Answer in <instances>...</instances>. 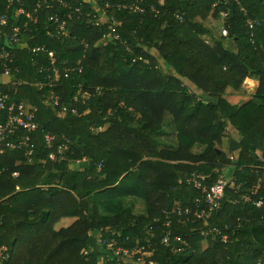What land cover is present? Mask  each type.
Masks as SVG:
<instances>
[{
	"label": "trees",
	"instance_id": "obj_1",
	"mask_svg": "<svg viewBox=\"0 0 264 264\" xmlns=\"http://www.w3.org/2000/svg\"><path fill=\"white\" fill-rule=\"evenodd\" d=\"M19 4L36 21L21 16L23 82L8 91L38 129L19 132L32 161L0 154V264H264V106L228 91L245 77L264 86V0H19L4 32ZM222 14L214 37L209 20ZM44 134L55 159L42 166ZM199 177L226 181L204 218L189 181Z\"/></svg>",
	"mask_w": 264,
	"mask_h": 264
},
{
	"label": "built area",
	"instance_id": "obj_2",
	"mask_svg": "<svg viewBox=\"0 0 264 264\" xmlns=\"http://www.w3.org/2000/svg\"><path fill=\"white\" fill-rule=\"evenodd\" d=\"M86 1V0H83ZM19 2V0H6V5L4 12L0 15V154L4 152H10L13 150H23L26 153L28 161H32V149H31V139L29 135L20 136V130H24L26 133H34L38 129V125L34 121V114L26 113L23 107V103H15L11 100L10 92L8 91L9 88L16 89V86L21 84L23 81L14 75L15 72L19 71L18 67L14 66V61L16 59L15 50L17 45H20V35L22 33H30L29 29V21H36L30 13H27L25 9L22 7V4H19V8L17 9L15 22L17 25H12L10 31L4 32L1 28L8 26V19L9 14L12 8L14 7V3ZM61 4L66 6L64 2L61 1ZM120 8H129L133 9L136 12H143L138 6H128L126 4H120ZM105 14V11L102 12ZM25 15L26 19L29 21L22 22V26H19V22L21 20V16ZM143 16H141L137 22L141 23ZM57 20V19H56ZM113 20V19H112ZM113 24H110L108 27L112 31H114L115 27ZM247 24L250 29L251 37L254 35V26L256 25V21L247 20ZM64 30V23L59 24V32L63 33ZM113 38L119 40V36L114 32ZM125 44V41H122ZM43 47H34V52H41L43 51ZM52 56V53H49ZM43 70V69H41ZM55 79L59 78V75H55ZM60 78H64V76H60ZM100 129V127H98ZM54 140V137L50 134L43 135V143L45 147L42 149L47 151V154L43 156L40 160L37 156V163L41 164L42 166L48 163V159H55L53 154L49 152L51 142ZM63 158V157H62ZM14 175H17L15 173ZM204 179L199 177L197 181L189 179L191 182H195V186L197 189H200L204 194V200L207 205L206 208H202L198 213V218H204L208 216L212 211L218 210L220 208V200L224 195V189L226 186V181L219 180L216 184H213L209 187L202 184ZM244 199L248 200V197L245 194H242ZM197 205L200 204L199 199L196 201ZM260 204V202H258ZM185 212H189V209L186 208ZM170 215L169 212L165 215V220L162 222L163 226L166 228V232L163 234L161 242L167 244L170 242L171 231H170V220L168 216ZM232 224H236V219L233 218L231 220ZM163 228L160 225H157L155 228L152 229L153 236H157L159 233H162ZM173 239L177 242H181L186 244V241L183 240L181 237L174 236ZM108 248H111V244L108 243ZM5 248L2 249V252H6ZM115 253H123L124 255L128 254L127 249L118 247L115 249ZM139 254V255H138ZM137 254L138 259H142L140 256L141 253ZM116 264H121L119 261Z\"/></svg>",
	"mask_w": 264,
	"mask_h": 264
},
{
	"label": "rangeland",
	"instance_id": "obj_3",
	"mask_svg": "<svg viewBox=\"0 0 264 264\" xmlns=\"http://www.w3.org/2000/svg\"><path fill=\"white\" fill-rule=\"evenodd\" d=\"M203 8H204V4L199 6L197 8V10H194L193 14L196 17H199L201 12L203 11ZM46 13H47V11H46ZM224 18H225V14H222L220 16H217L216 19H210L209 20V25L212 28V35L214 37L220 36L222 25L224 22ZM149 61H152V59H150ZM263 87L264 86H263L260 78L245 77L241 81V88L239 90H234V89L228 87V91H230L236 99H238V98H244V99L250 98L251 100H254L256 103H258V105L264 106V98H262V96H261V90ZM193 91H196V90H193ZM199 93H200L201 97L203 98L204 97L203 94H201V92H199ZM46 154H47V151L43 150L41 152V154L38 156V159L41 160L43 158V156H45ZM224 169H225L224 171L227 173V175L230 176L232 173V170H234V166L228 165ZM232 220H233V218H232ZM61 221L63 222V224L65 226L69 225L72 222L71 219H64V220L62 219ZM16 264H20V263H16ZM98 264H102V263H98Z\"/></svg>",
	"mask_w": 264,
	"mask_h": 264
}]
</instances>
